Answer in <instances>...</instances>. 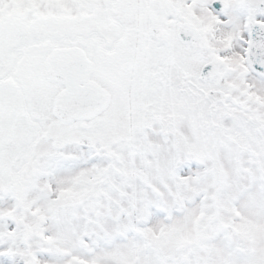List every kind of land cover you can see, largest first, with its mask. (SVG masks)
Wrapping results in <instances>:
<instances>
[{"label":"snow or ice","instance_id":"6c2138e0","mask_svg":"<svg viewBox=\"0 0 264 264\" xmlns=\"http://www.w3.org/2000/svg\"><path fill=\"white\" fill-rule=\"evenodd\" d=\"M0 264H264V0H0Z\"/></svg>","mask_w":264,"mask_h":264}]
</instances>
